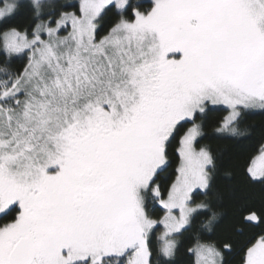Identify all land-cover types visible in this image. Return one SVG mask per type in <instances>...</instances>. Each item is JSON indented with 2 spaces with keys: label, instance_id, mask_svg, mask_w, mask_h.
I'll list each match as a JSON object with an SVG mask.
<instances>
[{
  "label": "snow or ice",
  "instance_id": "obj_1",
  "mask_svg": "<svg viewBox=\"0 0 264 264\" xmlns=\"http://www.w3.org/2000/svg\"><path fill=\"white\" fill-rule=\"evenodd\" d=\"M216 106L264 113V0H0V264H264V198L216 211Z\"/></svg>",
  "mask_w": 264,
  "mask_h": 264
},
{
  "label": "trees",
  "instance_id": "obj_2",
  "mask_svg": "<svg viewBox=\"0 0 264 264\" xmlns=\"http://www.w3.org/2000/svg\"><path fill=\"white\" fill-rule=\"evenodd\" d=\"M49 4L54 5L62 11H68L78 14L79 7L77 0H47ZM138 2L147 3L148 0H138ZM52 8H46L45 12L52 11ZM110 19V18H106ZM32 17L28 13H24L16 17L13 21V26L21 29L30 27ZM106 34V29L98 30V38ZM26 63V58L17 59L13 65L14 68H22ZM226 109L216 106L215 110L210 113L209 127L206 128V138L201 141L202 144H208L213 151L221 158L225 169L231 170V184L228 183V178L221 176L220 182L217 185L220 193L223 194V207H217L216 211L221 212L224 216L225 225L231 223L233 213L237 208V200L232 199L230 189H238L237 197L240 200L248 199L257 208L260 207L261 200L264 198V186L259 184L249 185L245 179V166L249 163L251 157L258 153L259 146L264 143V113L260 110H255L248 115L245 123L240 125L241 129L247 130V135L240 138H232L227 136H217L214 133V127L226 116ZM175 170V163L172 169L161 177V187L167 188L172 173ZM167 181V182H165ZM201 195L197 199H203ZM206 235H211L207 233Z\"/></svg>",
  "mask_w": 264,
  "mask_h": 264
},
{
  "label": "rangeland",
  "instance_id": "obj_3",
  "mask_svg": "<svg viewBox=\"0 0 264 264\" xmlns=\"http://www.w3.org/2000/svg\"><path fill=\"white\" fill-rule=\"evenodd\" d=\"M77 2H78V7H79V4H80V0H77ZM79 14V13H78ZM71 30V25H70V23H69V25H68V27H67V29H62L61 30V34L62 35H66L67 34V32L68 31H70ZM45 38H47L46 36H45ZM219 107H222V108H224V109H226L224 106H219ZM226 115L228 114V110L226 109ZM258 154V153H257ZM161 230H162V226H161ZM157 235H158V233H157ZM153 242L155 243V236L153 237Z\"/></svg>",
  "mask_w": 264,
  "mask_h": 264
}]
</instances>
